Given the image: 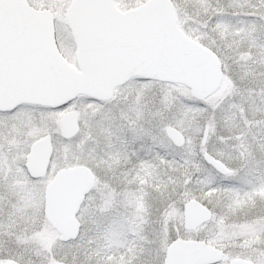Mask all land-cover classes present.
Listing matches in <instances>:
<instances>
[{
  "label": "snow or ice",
  "instance_id": "6c2138e0",
  "mask_svg": "<svg viewBox=\"0 0 264 264\" xmlns=\"http://www.w3.org/2000/svg\"><path fill=\"white\" fill-rule=\"evenodd\" d=\"M0 264H264V0H0Z\"/></svg>",
  "mask_w": 264,
  "mask_h": 264
}]
</instances>
